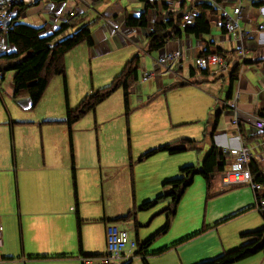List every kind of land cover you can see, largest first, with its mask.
<instances>
[{"label": "crops", "instance_id": "obj_1", "mask_svg": "<svg viewBox=\"0 0 264 264\" xmlns=\"http://www.w3.org/2000/svg\"><path fill=\"white\" fill-rule=\"evenodd\" d=\"M19 2H22L24 8L20 21L25 24L34 22L33 26L36 27L45 26V34L59 28L64 21L68 20L75 23L74 30L85 26L90 27L94 40L93 46L82 43L71 50L66 57L67 69L70 67L76 69L79 67H102L113 64L118 66L121 61L127 59L126 57H130L123 65L122 72L127 63L136 56L141 58L142 68L145 65L144 61L147 60L145 57L153 56V51L149 50V34L155 30V25L167 23L170 18L175 20L179 14L183 15L179 25L182 29L181 36L168 41L166 46L158 51L159 55L179 48L183 49L184 64L181 73L187 71L188 79L180 81V83L183 82L180 86L186 91H194L197 94L192 112L205 115L207 122L203 132L204 136L209 137L211 142L213 135L216 145L223 149L249 146L252 150V163L259 166L260 171L264 173V132L257 130L252 123L253 117L260 116L264 112V0H225L223 2L217 0H149L152 6L147 11L148 27H132L126 23L128 16L139 17L146 9V2L143 0H123L117 5H112L110 0H19ZM199 4H208L213 7L205 10L207 20L211 23V30L208 33L196 35L185 31L183 17L184 14L190 12L195 21V16L200 13ZM237 6H242L243 9L242 32L249 31V34L239 42L230 37L224 23L225 15L234 14ZM229 7L231 13L227 12ZM184 9L187 10L182 14ZM76 21L78 22L76 23ZM167 31H170L169 27ZM71 33L73 32L70 28L64 34L68 36ZM13 49L15 47L9 43L7 35L0 34V66L5 63L1 55ZM213 49L224 50L232 54L234 66L232 65L230 73L213 75L210 71L204 73L196 67L194 57L207 54ZM154 65L153 62V67ZM237 67L239 76L231 87L233 70ZM15 74L16 71L14 76ZM163 75L173 76L174 74L159 69V73L154 77L161 78ZM117 76L115 75L114 78ZM68 77L69 73L67 82ZM114 78L104 87L109 86ZM138 82H135L133 87ZM171 87V89L177 88L173 85ZM236 92L240 94L238 106L242 122L239 125L234 124L237 113L228 106V102ZM88 94L87 92L85 95ZM18 99H22L24 106L31 108L27 96ZM212 110H216V113L210 117ZM9 120L13 121L12 118ZM189 122L191 120H186V123ZM246 135H250L252 139L248 141ZM182 136H186V134ZM183 139L203 142V139L179 138L160 145ZM203 143L199 149L202 148ZM154 147L149 148L144 154ZM12 148L13 152L15 148L17 149V143H14L13 139ZM70 150L72 163H56L58 158L52 157V153L48 157L51 163H35V160L29 155L21 160L18 155V163L15 160L11 163L10 143L0 145V218L2 226L0 257L21 259L24 261L21 264H109L111 262L105 260L107 254L92 252L88 249L91 244L88 228L84 231L88 235L84 236L83 234L82 236L84 222L82 217L88 218L89 213L85 212L83 208L85 198L80 194V181L83 176L80 171L92 170L93 177L99 176L101 172L104 177V164L75 163L74 144L73 150L70 145ZM143 155L141 154L142 160L144 159ZM206 156L207 154L203 157V161ZM226 157V169L229 170L234 161L230 155ZM184 159L186 160V158ZM200 162L201 159H199ZM190 165L192 164L187 162L178 163L176 166L175 164H170L169 167L165 166L161 170V181H164L165 185L166 182L180 177L181 169ZM72 166L74 167L72 168ZM74 170L76 180L74 179ZM72 184L75 185V193ZM231 188H224L218 174L213 179V189L208 197L221 196L210 203L212 214L210 216L208 213V217L211 221L215 220V224H222L230 218L255 208L256 204L249 206L238 193L230 192ZM108 194L109 192L106 191V196ZM102 196L104 197V192ZM217 200L225 202L226 206L217 209L215 206ZM97 206H99V214H102V204L99 203L94 207ZM120 207L125 209L124 205ZM129 213L130 211L127 213L124 210L114 212L106 208L104 218L101 219L105 222V226L99 230L98 234L104 239L108 221L117 220ZM249 217L254 220L255 225L258 224L256 227L237 230L226 243L221 240L205 257L212 254L213 258L219 257L225 252L251 242L253 237H243L242 235L264 228V218L255 220L254 215ZM134 223L136 239L141 244L158 233L154 235L151 232L147 233L146 230L141 232L138 221L134 220ZM141 233H144L143 237ZM143 238L144 240H142ZM169 247L162 248L159 252L169 250ZM144 252L150 256L157 253L152 251L150 246ZM142 260L149 264L148 258H142ZM124 261H129L128 264H131L134 259H124L120 263ZM244 261L234 264H243Z\"/></svg>", "mask_w": 264, "mask_h": 264}, {"label": "rangeland", "instance_id": "obj_2", "mask_svg": "<svg viewBox=\"0 0 264 264\" xmlns=\"http://www.w3.org/2000/svg\"><path fill=\"white\" fill-rule=\"evenodd\" d=\"M122 1L110 0L112 5ZM227 12L231 13L230 7ZM28 24L35 25L34 22ZM73 30L71 28L73 33L68 36L73 35L78 28ZM68 36L63 34L58 41ZM158 56V51H153V56L145 57L147 60L139 71V82L130 94V113L126 111L124 89L120 88L104 100L96 111L89 112L73 125V141L69 126L63 122L67 112L64 76L52 78L38 106L30 108L22 104V99L13 97L12 79L15 71H7L0 87V145L10 143L11 163L14 160L18 163V155L20 160L29 155L35 163H51L48 159L51 153L52 157L58 158L56 163H72L70 145L74 144L75 163L104 164V177L101 172L99 176L93 177L92 170L80 171L83 174L80 194L85 198L83 208L89 213L88 218L82 215V236L88 235L84 232L88 228L91 239L88 249L92 252L108 254L106 234L103 239L98 233L105 226L101 219L104 218L105 209L109 208L114 212H133V218L119 223L133 238H136L134 220L138 221L141 232L146 230L154 235L160 232L150 245V249L157 253L147 255L149 264H194L212 259L213 254L208 258L205 255L221 240L226 243L237 230L256 227L258 224L255 225L249 216L254 215L255 220H263L264 216L255 207L222 224H215V220L211 221L208 217V213L210 216L212 214L210 203L221 196L208 197L207 184L201 174L195 176L194 183L178 203L176 212L171 213L174 208L171 196L160 198L148 209L141 208L144 203L172 190L171 186H165L160 179L162 168L189 162L200 170L203 157L211 150L210 139L203 134L207 119L201 113L192 112L197 94L186 91L181 86L171 89L175 83L188 79L187 71L180 76L163 75L161 78L152 77L142 82L143 76L154 71L153 62ZM126 58L118 66L113 64L107 65L108 67L103 65L77 69L66 67L67 75L69 73L67 84L70 106L76 108L85 99L87 92L90 94L110 83L115 75L121 73L130 57ZM211 112L210 117L216 110ZM10 118L13 121L10 122ZM186 120L191 122L186 123ZM183 134L186 136H182ZM179 138L203 139L204 143L202 142L201 149L177 154L164 151L142 160L141 154L149 148ZM12 139L17 143L14 152ZM220 175L218 174V178ZM72 187L75 193V185L72 184ZM105 189L109 192L107 196ZM229 191L238 193L249 206L256 204L255 192L249 185L235 186ZM99 203L102 204V214L98 212L99 206L94 207ZM224 203L217 200L215 206L217 209L225 207ZM123 205L125 209L120 207ZM168 223L170 226L167 231L161 232ZM141 234L143 237L144 233ZM165 247L170 249L159 252ZM142 258L136 256L131 264H146ZM248 258L238 262L245 260L243 264H264V250ZM128 262L111 260L110 263Z\"/></svg>", "mask_w": 264, "mask_h": 264}, {"label": "trees", "instance_id": "obj_3", "mask_svg": "<svg viewBox=\"0 0 264 264\" xmlns=\"http://www.w3.org/2000/svg\"><path fill=\"white\" fill-rule=\"evenodd\" d=\"M143 1L146 2V9L139 15V17L128 16L126 19V23L128 26H149L147 11L152 5L149 0ZM217 1L223 2L225 0ZM18 4L20 8L18 9L16 22L6 33L9 43L13 45L15 49L1 55V58L5 63L0 66V81L5 79V74L7 71H16V74L13 78L15 98L27 96L29 98L31 108H34L42 100L52 78L57 75L64 76L67 95V112L64 122H66L70 128L72 141L73 124L79 121L89 112L95 111L99 104L109 98L115 91L120 88L124 89L126 111L128 114L130 113V94L132 92L134 83L139 81V71L141 69V58L139 56L132 58V60L127 63L123 71L114 78L113 82L109 86L101 88L100 90H94L92 93L88 94L76 108H72L70 106L68 96L66 56L71 50L78 47L82 43H87L90 46H93L94 40L90 27H82L73 35L68 36L60 41H56L57 38H59L67 30L73 28L75 26V23H72L71 20L64 21L59 28L45 34V26L36 27L22 23L20 21L24 12V8L22 2H19ZM198 7L200 9V13L199 15L195 16L194 25L185 27L186 32H192L196 35H199L200 33L210 32L211 23L207 20L205 10L213 8L208 4H199ZM186 10L187 9L182 10V14L186 12ZM181 16L183 15L179 14L175 18V20H172L170 18L167 23H158L155 25V30L149 34L150 51L162 50L166 46L168 41L181 36L182 29L179 26L181 23ZM168 27L170 31H167ZM202 72L208 73L206 70H202ZM238 76L239 69L237 67L235 70H233L231 87L238 79ZM182 84L183 82H177L173 86H180ZM260 116L264 117V112H262ZM246 137L248 138V141L252 139L250 135H246ZM201 143L202 141L197 140H179L154 148L143 155V158H148L164 151L168 152L169 154H177L191 149H199ZM211 143L212 148L203 161L202 169L199 170L196 166L193 165L185 166L181 169L180 177L165 183V186H171V191L160 195L154 200L144 203L141 208L148 209L155 205L160 200V198L171 196L174 204V208L171 209V213H174V211L176 212L178 203L182 199V196L184 195L186 190L194 183L195 176L197 174H201V176L204 178L207 184V191L209 196L213 189V179L217 174H221L223 171L227 170L226 156L229 155L226 152V149L220 148L216 145L213 135L211 136ZM71 148L73 150V144L71 145ZM251 169L256 177V180L264 184V173L260 171L259 166H257L255 163H252ZM74 179L76 180L75 170ZM132 215L133 212L130 211L128 215L111 222L118 223L121 221H126L128 218L132 217ZM169 226L170 225L168 223L164 227V229L161 230V232H166ZM159 233L160 232H158L156 235H158ZM156 235L142 244L138 241V255H143V258H147V253H145L144 251L152 244V242L156 238ZM242 236L253 237V240L236 249L225 252L223 255L215 259L203 261L197 264H233L264 250V228H261L254 232L244 233ZM164 251L165 250L161 252Z\"/></svg>", "mask_w": 264, "mask_h": 264}, {"label": "built area", "instance_id": "obj_4", "mask_svg": "<svg viewBox=\"0 0 264 264\" xmlns=\"http://www.w3.org/2000/svg\"><path fill=\"white\" fill-rule=\"evenodd\" d=\"M19 0H0V34L7 33L12 25L16 22L18 16ZM242 6H237L234 14H226L224 23L230 37L239 42L249 31L242 32L241 19L243 17ZM184 26L194 25V19L190 12L184 14ZM154 71L143 76L142 82L150 80L159 73V69H163L167 73L180 76L184 64V51L179 48L175 51L164 52L157 59H154ZM196 67L201 70L210 71L213 75L222 73H230L232 65L234 66L232 54L220 49H213L207 54L194 57ZM186 81V80H185ZM240 94L236 92L232 99L228 102V106L235 110L237 116L234 124H241L240 109L238 106ZM252 123L254 127L264 132V117H253ZM226 152L233 159V163L229 170L221 173V182L225 188L235 187L239 185H249L256 195V208L264 214V184L256 180L252 172V150L249 146L240 148H229ZM2 232L0 218V233ZM106 239L108 246V254L106 261H123L124 259H134L138 255L139 242L136 238L130 236L129 232L119 226L117 223H110L106 227ZM2 242H0L1 244ZM142 257H144L142 255ZM21 259L0 257V264H21Z\"/></svg>", "mask_w": 264, "mask_h": 264}]
</instances>
